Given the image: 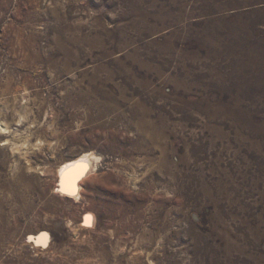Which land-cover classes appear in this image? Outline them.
<instances>
[{
    "label": "rangeland",
    "instance_id": "1",
    "mask_svg": "<svg viewBox=\"0 0 264 264\" xmlns=\"http://www.w3.org/2000/svg\"><path fill=\"white\" fill-rule=\"evenodd\" d=\"M0 125V264H264V0H0Z\"/></svg>",
    "mask_w": 264,
    "mask_h": 264
},
{
    "label": "bare ground",
    "instance_id": "2",
    "mask_svg": "<svg viewBox=\"0 0 264 264\" xmlns=\"http://www.w3.org/2000/svg\"><path fill=\"white\" fill-rule=\"evenodd\" d=\"M0 129L3 132H7L8 131V128L2 127V125H0ZM84 167H85V160L84 159H80V160H77V161H74V162L67 163V164L63 165L60 168V170H59V177L61 179L60 180V182H61V187L60 188L61 189H65V190L70 188V186L73 185V183L75 182V179L77 181V177L81 174V172H83ZM19 177L22 178L21 175ZM19 177H17V179L9 181V184L12 187V189L13 188H17V186H19V184L22 183V179L19 178ZM85 220L86 221L88 220V216H86ZM42 239H43V234H39L36 238H33L34 241H38V242H40Z\"/></svg>",
    "mask_w": 264,
    "mask_h": 264
}]
</instances>
